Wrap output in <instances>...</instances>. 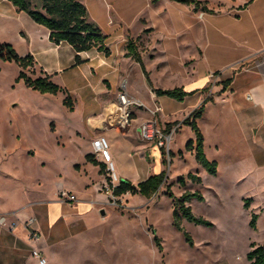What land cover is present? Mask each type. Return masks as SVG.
Instances as JSON below:
<instances>
[{"label": "rangeland", "instance_id": "obj_1", "mask_svg": "<svg viewBox=\"0 0 264 264\" xmlns=\"http://www.w3.org/2000/svg\"><path fill=\"white\" fill-rule=\"evenodd\" d=\"M80 1L88 9L89 21L104 30L116 28L111 31V45L117 52L126 51L129 38L136 42L156 87L173 88L195 81V58L198 51L201 53L199 45L207 47L208 44L205 27L196 23V16L206 11L174 0ZM203 1L215 12L225 6L221 0ZM199 63L200 67L206 66V62ZM137 68L138 65L131 70V83L143 93L145 79ZM26 71L33 75L31 69ZM18 73L19 65L15 61L0 57V160L7 149L13 150L15 158L11 163L14 172L19 174L16 179L0 176V187L4 188L0 190L8 197H14L19 186L39 189V179L41 189L50 192L61 169L77 182V175L68 165L82 161L83 150L88 146L62 124L60 131L65 145L57 144L55 124L48 118L53 117L60 124L64 115L61 96H53V102L41 100L44 94L30 88L26 90V85L17 80ZM230 75L231 72H213L188 87L203 85L205 92L212 95L215 86H225L224 81L229 80ZM185 104L172 101L165 110L160 104L135 107L133 116L141 108L148 113L145 119L154 118L168 134L175 131L171 143L160 148L168 177L159 192L150 198L131 193L117 196L104 188L106 183L111 184L110 179L115 184L120 181L107 166L105 180L99 186L106 204L96 207V219L91 228L64 241V246L57 251V264H249L247 253L252 246L264 245V169L256 167L251 157L234 143L235 137L226 127L216 125L207 115L201 119L205 150L209 159L218 162L217 174H210L197 162L193 151L186 149L194 131L183 123L189 115L180 110ZM157 107L160 109L153 112ZM81 127V122L77 121L75 128L81 130ZM74 140L82 148L75 145ZM28 145H34L39 151L35 157L21 154ZM40 159H44L45 165L38 163ZM7 164H3V168ZM190 172L201 176L202 181L193 182L188 178ZM180 178H185L186 185H181ZM169 184L176 197L186 190H199L205 197L203 201L194 198L189 204L196 215L211 221L213 226L183 219V226L194 240L193 246L173 223V200L167 192ZM247 198H251L249 208L245 207ZM102 208L104 213H101ZM252 213L258 215L256 228L250 226ZM18 221L20 219L15 217L0 225L11 226L16 222L17 226ZM28 221H20L27 225V230L34 225ZM47 257L50 261L49 254Z\"/></svg>", "mask_w": 264, "mask_h": 264}, {"label": "crops", "instance_id": "obj_2", "mask_svg": "<svg viewBox=\"0 0 264 264\" xmlns=\"http://www.w3.org/2000/svg\"><path fill=\"white\" fill-rule=\"evenodd\" d=\"M221 2L225 6L218 8L217 12H202L196 16V23L203 29L205 27L208 44L201 47L198 41L201 53L198 51L195 58V81L183 86L187 91L196 92L178 101L157 96L148 85L140 65L131 58L132 61H128L125 51L119 53L113 48L111 31L116 29L113 26L106 30L100 27L107 35L106 43L111 53L107 55L97 48L83 51L80 53L83 62L75 64L76 51L70 43L51 41L50 30L46 26L36 22L27 12L18 10L10 0H0V42L11 43L20 55L32 54L36 70L32 76L49 74L74 100V108L70 109L64 104V93H42L41 100L45 102H53L55 96H61L64 115L60 124L53 117L48 118L51 124H55L57 144L65 145L64 134L60 131L62 124L71 128L73 135L88 145L83 150V160L68 165V169L77 175V182L64 175L66 170L61 169L50 192L41 189V179L39 189L19 186L14 197L6 196L0 190V215H5L7 220L17 217L20 221L35 217L33 226L41 232L39 247L46 256L49 254L48 264L58 263L57 251L64 246V241L91 228L96 219V207L107 202L99 192L105 176L100 173L99 166L86 160V155L93 153L92 139L98 135L109 139L118 180L128 179L138 184L165 170L161 149L140 138L139 124L148 114L145 110L139 108L132 125L125 129L107 123L120 90H127L147 107L160 104L165 110L172 101L186 103L180 110L189 114L206 98L212 97L203 116L198 119L200 128L201 119L210 115L213 123L226 127L234 135V143L251 157L254 165L264 169V0ZM199 61L206 62V66L200 67ZM137 65L145 79V95L131 83V70ZM216 71L232 73L226 89L221 84L216 85L211 95L205 92L203 85L188 87ZM18 82L26 85L22 79ZM25 88L33 89L27 85ZM163 116H166L165 112ZM77 121L82 124L81 130L75 128ZM16 137L21 139L18 133ZM73 143L82 148L77 140ZM38 152L34 145H28L21 154L35 157ZM14 158L13 150L4 152L0 160V176L11 179L19 176L11 163ZM98 159L106 163L103 157ZM43 161L40 159L38 163L45 165ZM6 162L8 164L3 168ZM62 188L74 192L78 200L61 201L58 191ZM20 221L14 228L0 225V264H38L31 253L28 230Z\"/></svg>", "mask_w": 264, "mask_h": 264}, {"label": "trees", "instance_id": "obj_3", "mask_svg": "<svg viewBox=\"0 0 264 264\" xmlns=\"http://www.w3.org/2000/svg\"><path fill=\"white\" fill-rule=\"evenodd\" d=\"M18 10L27 12L36 22L46 26L50 30V39L55 43L66 41L70 43L75 51V64H80L83 59L80 53L97 48L99 51L105 52L107 55L111 53L107 46L105 35L101 28L89 21L88 9L86 5L80 0H10ZM155 1V0H153ZM180 3L192 4L194 9H201L203 11L214 13V9L209 8L206 1L203 0H174ZM125 56L135 60L141 67L146 81L152 91L157 96H167L169 98L183 101L188 95L193 94L196 90L187 91L183 86H176L173 88L155 87L147 69L141 51L136 42L129 38L126 44ZM0 57L5 61H15L20 71L17 80H24L25 84L34 90L41 93L58 94L62 92L65 94L64 104L70 109L74 108V100L67 91L58 83L51 79L49 74L39 75L33 77L26 69H31V73L35 74V58L32 54L20 55L11 43L0 42ZM220 73V71H216ZM224 89H226L229 80H225ZM213 100L212 97L206 98L203 103L183 121L184 124L191 126L195 137L191 138L186 143V149L193 151L197 162L203 166L210 174L216 175L218 172V162L208 158L205 151L204 134L198 124V119L203 116L205 107L208 101ZM86 160L100 167V173L105 175L107 173V164L99 160L94 153H88ZM166 170L160 173L153 174L145 180L134 184L128 179H120L119 183L112 185L114 195H123L126 193L141 194L147 198L156 195L162 184L167 179ZM188 178L193 182H201L202 178L196 173L190 172ZM111 181V179H110ZM179 182L182 186L186 185L185 178H180ZM171 185H168V195L173 200V223L179 230L183 231L186 240L190 245H194L192 236L183 226V219L199 225L213 226V223L202 216L196 215L191 205L192 199L196 198L203 201L204 195L199 191L186 190L180 197H176L171 190ZM251 198L245 200V207L249 208ZM257 213H252L250 226L257 227ZM155 240L160 245V239L156 236ZM247 260L249 264H264V245H253L252 249L247 253Z\"/></svg>", "mask_w": 264, "mask_h": 264}, {"label": "built area", "instance_id": "obj_4", "mask_svg": "<svg viewBox=\"0 0 264 264\" xmlns=\"http://www.w3.org/2000/svg\"><path fill=\"white\" fill-rule=\"evenodd\" d=\"M143 105L141 101L133 97L127 90L123 89L117 93L115 105L106 119L107 123L121 129H125L132 125L134 120V112L136 106ZM160 107H157L153 112L159 110ZM174 130H172L169 134L163 131L159 126L157 120L154 118H148L141 121L139 124V135L140 138L148 143H153L157 147L161 148L164 146H168L174 138ZM92 148L93 153L98 157H103L108 164V169L113 171L114 178L117 179L115 173L114 162L111 158L110 154V141L105 135H98L96 138L92 139ZM112 185H116L113 183L112 179L110 181ZM104 188L107 193H113L111 184H105ZM59 199L63 202H75L78 200L77 195L65 188L59 190ZM35 217L29 218V224H34ZM7 222V217L5 215H0V223L5 224ZM16 222L11 223V227L14 228L16 226ZM26 228L27 225H25ZM28 237L30 244L32 246V255L37 259L38 264H48V258L43 250L39 247V243L41 241V232L35 228L31 227L28 229Z\"/></svg>", "mask_w": 264, "mask_h": 264}, {"label": "water", "instance_id": "obj_5", "mask_svg": "<svg viewBox=\"0 0 264 264\" xmlns=\"http://www.w3.org/2000/svg\"><path fill=\"white\" fill-rule=\"evenodd\" d=\"M102 213H104V211H102Z\"/></svg>", "mask_w": 264, "mask_h": 264}]
</instances>
